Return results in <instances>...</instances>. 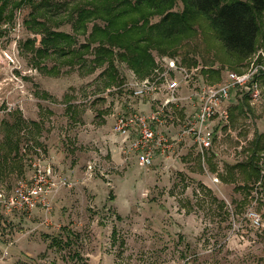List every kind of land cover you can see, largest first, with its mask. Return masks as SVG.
I'll list each match as a JSON object with an SVG mask.
<instances>
[{
    "label": "rangeland",
    "instance_id": "1",
    "mask_svg": "<svg viewBox=\"0 0 264 264\" xmlns=\"http://www.w3.org/2000/svg\"><path fill=\"white\" fill-rule=\"evenodd\" d=\"M82 1L92 0L27 2L0 26V192L10 195L26 181L29 161L39 156L70 182L49 214L0 206V264H264V188L256 186L244 201L245 192L235 190L242 186L240 179L225 184L218 176L249 156L256 134L264 136V76L250 110L235 112L226 127L214 128L213 146L203 156L186 137L172 158L157 157L145 167L135 154L128 159L122 154L126 142L115 132L119 117L149 113L164 97L138 99L125 85L156 75L172 59L184 67L196 62L191 67H199L200 73L213 65L221 70V80L206 82L222 84L238 67L244 73L253 63L264 66L263 42L241 65L227 57L213 31L198 30L175 57L155 53V67L144 78L117 64L113 83L102 74L104 69L88 73L55 53L38 66L28 41L37 47L48 33L36 23L72 35L77 48L87 36L73 32L69 10ZM35 10L41 15H33L36 23L31 24ZM182 10L181 3L174 9ZM88 27L91 31L92 24ZM52 68L59 75L47 72ZM235 92L239 90L233 91L232 104L242 97ZM182 104L181 112L172 111L175 125L169 120L156 126L157 133L173 136L182 130L195 114L192 105ZM145 105H151L148 111ZM262 155L264 151V159ZM251 213L259 215L258 226ZM64 229L75 234L71 245L50 247V239ZM113 230L119 236L114 242Z\"/></svg>",
    "mask_w": 264,
    "mask_h": 264
},
{
    "label": "trees",
    "instance_id": "2",
    "mask_svg": "<svg viewBox=\"0 0 264 264\" xmlns=\"http://www.w3.org/2000/svg\"><path fill=\"white\" fill-rule=\"evenodd\" d=\"M27 2L33 3L34 0H0V26L12 20L14 12ZM179 3L183 10L174 11ZM69 12V18L74 21L73 32L87 36L77 48L74 47L75 38L72 35L48 31L44 24L36 23L34 18L35 15L40 16L41 12H33L31 24L36 23L48 33V37L37 47L34 40L28 41L37 62L55 53L65 59L66 64L79 63L88 69V73L98 68L104 69L102 74L108 76L111 83L118 80L117 64H125L140 78L148 76L155 67V53L175 57L186 41L195 38L198 30L208 28L213 31L223 44L227 57L236 64L243 65L259 50L260 41L264 44V0H92L75 4ZM155 17L161 19L153 24ZM89 24H92L91 31ZM88 55H92V60L86 58ZM187 63L184 60V64ZM37 64L40 66L39 62ZM187 65L191 67L197 64L193 62ZM54 69L47 72L59 75V71ZM235 71L243 72L239 67ZM201 73L211 83L221 80V70L214 69L213 65L202 69ZM250 94L247 91L239 92L242 97L229 112L231 121L235 112L244 114L247 109L250 110ZM263 138V135L256 134L248 150L249 156L229 167L225 174L218 175L225 184L236 183L240 179L242 186H237L235 190L245 192L244 201L256 186L264 188V159L261 158ZM9 152L13 150L9 149ZM210 170L216 172L211 162ZM63 232L50 239V247L59 245L66 248L71 245L75 234L65 229ZM118 237L117 231L113 230V242Z\"/></svg>",
    "mask_w": 264,
    "mask_h": 264
},
{
    "label": "built area",
    "instance_id": "3",
    "mask_svg": "<svg viewBox=\"0 0 264 264\" xmlns=\"http://www.w3.org/2000/svg\"><path fill=\"white\" fill-rule=\"evenodd\" d=\"M199 74V67H184L172 59L156 75L125 85L127 90H131L132 96L138 99L159 93L165 96L149 113L131 112L117 119L115 132L126 142L121 152L127 159L135 154L142 166L150 167L157 157L172 158L175 146L186 137L192 139L203 156L213 146L214 128L218 125L226 127L230 122L227 103L233 91L251 92L250 96L254 100L259 97V80L264 76V66L253 63L244 73L229 72L226 81L216 85L206 81L198 82ZM182 84H187L190 92L185 98L179 95ZM183 101L192 104L195 114L179 133L173 136L167 132L157 133L156 126L172 121L171 106ZM29 165L31 173L26 181H22L10 195L0 192V206L6 211L41 210L49 214L55 197L63 188L69 187L70 182L46 166L41 156L30 160ZM250 217L258 226L259 215L251 213Z\"/></svg>",
    "mask_w": 264,
    "mask_h": 264
},
{
    "label": "crops",
    "instance_id": "4",
    "mask_svg": "<svg viewBox=\"0 0 264 264\" xmlns=\"http://www.w3.org/2000/svg\"><path fill=\"white\" fill-rule=\"evenodd\" d=\"M200 75V77L198 78V82H202V81H209L208 80V78L206 77V76H204L202 73H200L199 74ZM202 75V76H201ZM187 93V94H186ZM189 89H188V85L187 84H182V86H181V90L179 91V95H180V97H182V98H185L186 96H188L189 95ZM239 94V92H235V94ZM186 95V96H185ZM158 96V95H157ZM185 96V97H184ZM156 96H152V97H150V100H152V98H153V100L152 101H155L156 100V98H155ZM164 98H165V96L163 97V100H164ZM239 98H240V96H239ZM162 100V101H163ZM232 100V99H231ZM231 100H230V102L229 103H227V109H228V111L230 112V109L231 108H233L234 106H236L238 103H234V104H232L233 102H231ZM157 103V105H158V103L159 102H156ZM182 103H187V104H189V105H192L190 102H185V101H183V102H181V103H179V104H177V105H172L171 106V112L173 111V113H176L177 111H182V109L184 108V104H182ZM151 107V105H145V106H143V109L145 110V111H148L149 110V108ZM192 108H193V106H192ZM193 110H195V108H193ZM150 112V111H149ZM176 119V118H175ZM174 117L172 118V120H173V123L171 124L172 126L171 127H173L174 125H175V122H174ZM225 127V126H224ZM223 126H220V125H218V126H216V128H220V129H222V128H224Z\"/></svg>",
    "mask_w": 264,
    "mask_h": 264
}]
</instances>
